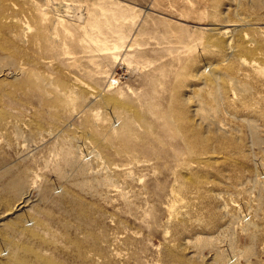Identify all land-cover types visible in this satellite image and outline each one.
Segmentation results:
<instances>
[{"label": "rangeland", "instance_id": "1", "mask_svg": "<svg viewBox=\"0 0 264 264\" xmlns=\"http://www.w3.org/2000/svg\"><path fill=\"white\" fill-rule=\"evenodd\" d=\"M16 263L264 264V0H0Z\"/></svg>", "mask_w": 264, "mask_h": 264}, {"label": "bare ground", "instance_id": "2", "mask_svg": "<svg viewBox=\"0 0 264 264\" xmlns=\"http://www.w3.org/2000/svg\"><path fill=\"white\" fill-rule=\"evenodd\" d=\"M219 14L217 13V15L216 16H218ZM232 26V25H231ZM233 28V27H232ZM235 31L233 30V29H229V30H226V31H224V32H222V31H220L219 30V35L220 36H222V37H225L226 39H228L229 41H234V37H235ZM232 43V42H231ZM237 53V52H236ZM17 184H19V183H13V185L11 186V187H16L17 186ZM23 203H25V202H23V200L21 199L20 201H19V204L15 207V210H20L19 208L20 207H22V205H23ZM14 209V208H13ZM14 226V225H13ZM25 233V232H24ZM28 233V232H27ZM33 233V232H32ZM18 248V247H17ZM21 248V247H20ZM19 249V248H18ZM12 251V250H11ZM18 251V250H17ZM26 251H28V250H26ZM19 253V252H18ZM17 253V254H18ZM10 254H11V252H10ZM38 255V254H37ZM36 255V256H37ZM35 256V257H36ZM38 256H40V255H38ZM37 256V257H38ZM16 257V256H15ZM21 257V256H20ZM18 258V257H17ZM24 258V257H23ZM40 259V258H39ZM22 261V260H21ZM47 261V260H46ZM14 262H16V261H14ZM20 262V261H19ZM24 262V261H23ZM48 263H49V261H47ZM16 264H22V263H16Z\"/></svg>", "mask_w": 264, "mask_h": 264}]
</instances>
